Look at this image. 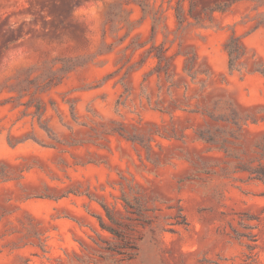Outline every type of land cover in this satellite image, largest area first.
Instances as JSON below:
<instances>
[{"label": "rangeland", "instance_id": "374dc122", "mask_svg": "<svg viewBox=\"0 0 264 264\" xmlns=\"http://www.w3.org/2000/svg\"><path fill=\"white\" fill-rule=\"evenodd\" d=\"M0 264H264V0H0Z\"/></svg>", "mask_w": 264, "mask_h": 264}]
</instances>
